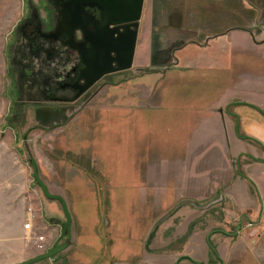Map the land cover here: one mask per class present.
<instances>
[{
	"label": "rangeland",
	"instance_id": "1",
	"mask_svg": "<svg viewBox=\"0 0 264 264\" xmlns=\"http://www.w3.org/2000/svg\"><path fill=\"white\" fill-rule=\"evenodd\" d=\"M203 1L154 0L153 4L145 0L133 67L106 75L75 97L72 89L59 85L69 80L74 60L59 43L30 35V28L24 26L42 23V29L49 31L59 12L54 0H0V117L4 120L0 154L3 163L23 165L22 171L20 166L3 170L2 179L15 183L21 194L30 197L25 203H10V209H24L21 221L32 224L30 230L23 225L25 243L9 241L0 249L1 264L19 254L28 259L68 241L62 204L43 193L34 178L32 160L41 179L52 193L65 199L72 215L67 247L44 263L168 261L171 254L214 258L211 250H205L207 229L202 231V225L217 226L222 214L209 212L208 222L199 212L195 213L198 216L170 218L177 190L174 179L186 175L189 180L194 170L199 178L193 181L207 185L216 180V174H210L213 166L206 164L233 163L237 171L238 160L250 157L231 156V162L224 148L223 153L213 154L206 148L196 154L199 136L196 142L188 140L185 123L170 112L169 104L183 101L184 94L178 95L180 98L175 95L170 102L168 72L151 74L149 66H142L151 46L154 55L169 51L174 43L168 41L181 35L180 24L186 25V30L215 27L216 18L202 26H189L188 16L196 14L190 8H200ZM227 3L232 6H224L217 15L219 28L234 25V18L244 11L233 0ZM259 3L264 5V0ZM157 79L158 87L161 83L158 92L153 87ZM212 85L204 95L216 92ZM214 131L219 133L217 128ZM189 145L193 153L186 159L180 149ZM191 160L194 168L188 174L185 163ZM179 166L181 171H177ZM156 225L161 226L148 242L149 251L146 242ZM198 228L194 242L186 244L191 230ZM218 231L213 229L210 234Z\"/></svg>",
	"mask_w": 264,
	"mask_h": 264
},
{
	"label": "crops",
	"instance_id": "2",
	"mask_svg": "<svg viewBox=\"0 0 264 264\" xmlns=\"http://www.w3.org/2000/svg\"><path fill=\"white\" fill-rule=\"evenodd\" d=\"M233 1L240 8H244L240 16L234 18V25L227 28L217 26V15L224 6L228 8L232 3H227L228 0H206L205 3L203 1L200 8H190L196 11V14L188 16L191 21L189 26L198 23L202 26L206 20L216 18L215 27L186 30V25L180 24L178 31L181 35L168 41L174 43L171 44V50L161 52L157 55L158 63L152 64L150 43L151 50L146 53L142 65L149 66L151 72L148 73L151 74L168 72L170 102L175 95L180 98L178 91H185L183 101L169 104L170 112L177 113L178 121L185 123L184 136L188 140L195 139L196 142V137L199 136L200 145L196 148V154L206 148H211L213 154L223 153L224 148L230 161L231 156L237 159L248 154L250 157L247 161L238 160L237 171L233 163L206 164L213 166L210 174H216V180L207 185L193 181L199 178L194 174V170L192 176L189 175V180L186 175L174 179L177 190L174 204L169 209L170 218L198 216L195 213L199 212L200 216H206L204 218L208 222L209 212L211 215L214 212L222 214V222L212 226L214 228L202 225V231L207 229L205 250L210 251V237L220 260L212 256H207L206 260L199 259L192 254L180 260L181 254H171L168 261L146 262L142 259L141 262L135 263L119 261V264H209L213 262L212 259L213 264H264V5L259 3V0ZM152 2L154 4V0ZM182 4L187 5L185 2ZM182 10L185 14L187 6ZM153 17L154 15L151 19ZM153 27L155 29L154 25ZM157 81L159 79L153 87L158 92L161 83L158 87ZM210 84H213V91L216 92L204 95L203 91L209 89ZM2 122L4 120L0 117V133ZM216 128L219 133L214 131ZM191 148L189 145L180 149L186 159L192 152ZM183 152L180 151L182 154ZM193 165L192 160L191 163H185L184 169L188 170V174ZM17 166L23 170V165H18L15 161L3 163L0 154V249L9 241L14 244L26 242V230L20 219L24 209L16 207V211L11 210L10 203H25L30 197L25 193L21 194V189H17L16 184L11 183L9 178V181L2 179L3 170L17 169ZM181 169L179 166L177 171ZM196 170L199 171V168L196 167ZM25 213L27 214V211ZM191 220L193 219H190L189 223ZM233 224H236L235 230L231 231ZM159 227L155 226V233ZM213 229L219 231L210 234ZM198 230L199 228L191 230L186 244L194 242ZM215 236H218L217 239ZM145 247L149 250L148 241ZM23 260L25 256L19 254L8 263ZM43 260L32 264H48Z\"/></svg>",
	"mask_w": 264,
	"mask_h": 264
},
{
	"label": "water",
	"instance_id": "3",
	"mask_svg": "<svg viewBox=\"0 0 264 264\" xmlns=\"http://www.w3.org/2000/svg\"><path fill=\"white\" fill-rule=\"evenodd\" d=\"M61 8V19L56 31L45 33L47 38L58 39L60 34L66 32L69 35L65 44L71 47H76L74 41L73 31L75 28H83L93 16L86 14L87 6H96L101 11V19L96 22V37L92 39L86 38L82 45V62L84 68L81 69L79 79L72 84H62L65 88L67 85L78 89L77 96L83 94L104 75L127 70L133 67L138 31L140 20L142 18L145 0H61L58 1ZM119 25L123 27V31L119 32L117 37L107 33L105 36L104 28ZM132 26L134 28H132ZM103 27V30L101 29ZM115 27V28H116ZM91 42L88 46L87 43ZM115 52L116 56L112 57ZM117 65L114 66L113 62ZM85 80L80 83V79ZM33 175L37 183L40 185L43 193L51 199H57L61 202L64 213L66 215V230L68 241L48 251L39 253L33 257L25 259L20 262L7 264H32L37 261L51 258L64 250L69 242L71 236L72 215L65 199L56 193H52L46 183L41 179L38 173L37 163L32 160Z\"/></svg>",
	"mask_w": 264,
	"mask_h": 264
},
{
	"label": "flooded vegetation",
	"instance_id": "4",
	"mask_svg": "<svg viewBox=\"0 0 264 264\" xmlns=\"http://www.w3.org/2000/svg\"><path fill=\"white\" fill-rule=\"evenodd\" d=\"M58 1H61V0H54V3L58 7V10H59L58 17H57L56 22L53 24L52 28L49 31H44V29H42V23H39L37 27H35V25H32V23L24 24V26H28L30 28V29H28V32L30 35L37 34L39 36L44 37L46 40H49V41L54 42V43H59L62 46V48L67 51V55L74 60V64L72 65V67L68 73L69 80L66 82L59 83L60 87H62V84H67V83L72 84V83H75L79 79L81 69L84 68V66H85L84 63L82 62V53L81 52H82L83 48H82L81 42H83L86 38L93 40L96 37V31H97L96 30V22L101 19V11L96 6H87L86 7V14L90 13L93 17L90 18L89 22L86 24L85 27H83V28L77 27L74 29L73 35L75 38L74 43H75L76 47H71L69 44H65V42H64L65 40H68V38H69V35L66 32L60 34V37L58 39L47 38L44 36L45 33L47 34V33H51V32L56 31L57 26L59 24V21L62 17L61 8L58 4ZM51 22H52V20H51ZM115 27L116 26L110 25V27L104 28V31L106 32V33H104V35L106 36L107 33L110 32L111 35L114 34V36L117 37L119 35V32H122L124 30L123 27L120 25L116 28ZM139 27H140V25H139ZM132 28H134V27L132 26ZM101 29L103 30V27H101ZM139 33H140V30L138 31V35H139ZM137 43H138V39H137ZM87 45L90 46L91 42H88ZM114 56H116L115 52L112 53V57H114ZM113 65L116 66L117 62L114 61ZM122 71H124V70H122ZM117 72H119V71H117ZM109 74H111V73H109ZM106 75H108V74H106ZM106 75H104L103 77H105ZM84 82H85V80L83 78H81L80 83H84ZM68 88L72 89L73 92H75V97H79L82 95L81 94V95L77 96L78 89H74L68 85L65 88L62 87V89H68Z\"/></svg>",
	"mask_w": 264,
	"mask_h": 264
},
{
	"label": "trees",
	"instance_id": "5",
	"mask_svg": "<svg viewBox=\"0 0 264 264\" xmlns=\"http://www.w3.org/2000/svg\"><path fill=\"white\" fill-rule=\"evenodd\" d=\"M176 49V48H175ZM174 49V50H175ZM178 49V48H177ZM152 62L153 63H155V62H157L158 63V59H157V55L155 54H153V56H152ZM177 94L178 95H181V94H184L183 96H184V98H185V91H183V92H181L180 93V91H178L177 92ZM168 99H169V88H168ZM183 123V122H182ZM184 127V126H183ZM155 229L151 232V234H150V236H149V239H148V242L153 238V236H154V234H155ZM208 244H209V248H210V252L212 253V255L214 256V258L216 259V260H220V257H219V254H218V251H217V249H216V247H215V245L213 244V242H212V240H211V238L209 237V239H208ZM185 256H182V257H180V260L182 259V258H184ZM186 258H188V256H186ZM214 262V261H213ZM213 262H210L209 264H213ZM195 264H203V263H200V262H194Z\"/></svg>",
	"mask_w": 264,
	"mask_h": 264
},
{
	"label": "built area",
	"instance_id": "6",
	"mask_svg": "<svg viewBox=\"0 0 264 264\" xmlns=\"http://www.w3.org/2000/svg\"><path fill=\"white\" fill-rule=\"evenodd\" d=\"M31 225H32L31 222L28 221L27 223L24 224L25 229H26V230H30V229H31Z\"/></svg>",
	"mask_w": 264,
	"mask_h": 264
}]
</instances>
